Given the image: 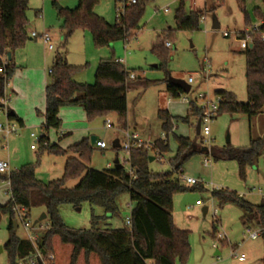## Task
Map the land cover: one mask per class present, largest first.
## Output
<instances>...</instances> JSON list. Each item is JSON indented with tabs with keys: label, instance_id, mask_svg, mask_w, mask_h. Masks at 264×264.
I'll list each match as a JSON object with an SVG mask.
<instances>
[{
	"label": "rangeland",
	"instance_id": "374dc122",
	"mask_svg": "<svg viewBox=\"0 0 264 264\" xmlns=\"http://www.w3.org/2000/svg\"><path fill=\"white\" fill-rule=\"evenodd\" d=\"M130 0H100L93 12L106 23L114 24L117 11H121L124 3ZM25 13L27 19V40L25 45L16 50L12 57L15 72L8 81V86L17 87L22 97L16 101L8 99L7 105L31 106L38 102L44 103V84L49 82L52 57L56 53L63 54L68 65L85 67L81 72L87 73L84 84H92L94 73L101 60L120 59L122 65L136 77L157 81L159 84L145 90L134 87L126 94V127L128 133H135L140 140L153 143L165 136L161 129L162 121L157 117L158 110H165L172 117H185L189 110V101L196 100V106H202L198 94H206L208 100L214 98L216 91L231 93L238 103L246 102L245 60L238 51L243 50L237 39L238 34H250L252 27H257L260 21L254 10H262L260 0H244L243 9L249 26H245L244 14L237 0H154L144 7V13L139 21L140 30L130 34L126 41L117 40L109 47L96 48L90 37V45L85 46L80 36L82 31H75L68 38L61 29L63 15L60 10H72L77 0H28ZM45 3L46 9L37 15ZM185 12L194 11L204 18L198 31H177L174 14L177 8ZM166 10V12H165ZM216 20L218 29L212 28ZM48 32L52 39L54 50H45L44 44L38 39H32L31 34ZM227 33L228 37H224ZM256 34V33H255ZM254 34V35H255ZM168 43L169 47H165ZM162 45L164 51H153ZM88 48V49H87ZM45 58V60H44ZM21 68V73L17 72ZM94 68V69H93ZM171 78L187 81L192 76L188 94H180L171 99L166 93L163 80L165 74ZM46 86V85H45ZM186 99L187 101H184ZM33 123L24 124L20 128L15 121L16 132L4 138L0 135V160L7 161L11 172L22 166L30 165L34 169L35 179L48 184L60 180L66 160L76 158L67 151L63 155L50 154L43 150L38 140L41 136L48 139L50 145L57 144L62 149L72 146L83 138L97 137L106 145V150L100 151L92 146L88 162L89 169L105 171L113 168L115 159L124 157L120 150H113L111 144L122 138V131L117 126V116L109 114L87 122L81 109L63 108L60 110L61 126L59 130L45 132L39 116L33 114ZM7 121L5 114L0 113V124ZM106 121L112 125L107 129ZM196 121L190 124L176 123L174 130L167 134L169 153L162 161L148 164L154 174L170 173L171 180L177 181L186 188L183 193L173 197L172 220L174 227L188 233L189 253L185 264H263L264 238L261 233L256 240L248 239L249 233L259 232L257 224L244 214L236 205L226 203L219 206L213 198V192L227 191L235 193L252 205H259L264 200V160H259L245 169V178L239 176L237 163L233 160L208 157L210 163L202 164L207 156L194 155L185 162L181 173L172 172L168 160L176 150L175 137L188 138L200 148V137L195 135ZM209 135L200 134L203 138L201 148L221 150L226 146L232 149L246 147L249 140L264 136V107L261 112L250 120L244 115L222 113L209 124ZM35 134L36 138H32ZM65 135V136H63ZM33 147V149H31ZM216 159V160H215ZM127 170L126 166H123ZM183 178H191L198 182L201 190H192L194 186L186 185ZM79 182L72 178L65 182L66 189H73ZM6 183L0 181V206L5 205L10 196L4 190ZM117 217H104L97 207L83 203L79 209L71 205H61L58 213L62 223L75 231L120 229L130 217V204L127 193L120 194L116 199ZM206 212L203 213V210ZM41 212L32 209L29 220L34 222ZM248 215V214H247ZM0 264H9L3 247L8 240L9 221L0 215ZM215 227L213 233L212 228ZM16 237L26 238V233L18 224ZM222 236V240L216 238ZM233 250L238 255L246 257L244 263H238L233 257ZM217 253V254H216ZM47 261V257H43ZM175 264H181L176 261Z\"/></svg>",
	"mask_w": 264,
	"mask_h": 264
},
{
	"label": "trees",
	"instance_id": "16d2710c",
	"mask_svg": "<svg viewBox=\"0 0 264 264\" xmlns=\"http://www.w3.org/2000/svg\"><path fill=\"white\" fill-rule=\"evenodd\" d=\"M57 0H52L53 4ZM100 0H77L72 10H60L63 15L61 29L68 38L75 31L88 33L96 48L109 47L114 41H126L130 34L140 29L139 21L144 7L154 0H136L134 5H123L122 15L114 24L106 23L93 10ZM262 10L255 9V16L260 21L256 34H250V43L238 51L245 60L246 102L238 103L233 94L216 91L215 96L221 99L216 117L222 113L244 115L250 120L261 112L264 107V0H260ZM244 14L245 26H249L243 9L244 0H237ZM183 0H180V5ZM28 0H0V55L9 53L3 74H0V109L1 100L5 96V87L15 72L12 57L16 50L22 48L27 38L26 11ZM201 15L198 12H185L181 6L176 9L174 23L177 31H198ZM238 40L245 39L240 33ZM162 45L153 51H164ZM85 67H74L66 63L63 54L56 53L53 57L49 82L44 88L45 108L36 115L43 119L41 128L59 130L61 120L59 111L63 108L81 109L87 122L109 114L117 116L120 131L126 127V94L130 88L139 87L143 90L159 84L136 77L130 79L129 71L116 60H101L94 73L92 84H79L73 77L81 73ZM169 74H165L166 93L171 99L179 97L181 91L167 83ZM189 110L185 117H171L167 111L158 110L157 117L162 121L161 129L166 133L164 139L153 143V149L162 157L169 153L167 134L173 131L174 123L190 124L200 119L202 111L194 101H189ZM6 118L15 121L19 126L22 122L6 107ZM197 148L194 141L188 138L175 137L176 151L168 160L172 172L180 173L181 168L194 155L210 156L213 159L233 160L237 163L239 176L245 178V169L253 166L264 153V136L249 140L246 147L232 149L226 146L221 150H202L200 133ZM42 149L50 154L63 155L67 151L76 158L66 160L63 176L60 180L42 184L35 179L34 169L30 165L22 166L9 175H0V181L8 183L9 201L0 206V215L9 221L8 240L3 247L9 264H17L33 254L34 249L26 238L16 237L13 226L14 207L24 208L28 214L32 209L46 214L48 228L39 233L36 247L41 255L47 257L46 264H175L186 263L189 253L188 233L174 227L172 220L173 197L183 193L186 188L177 181H172L171 174H154L148 168L150 154L143 150L130 153L129 167L133 172L130 176L121 169L109 168L96 171L85 166L92 149L90 140L84 138L80 142L62 149L57 144L50 145L45 136L38 140ZM114 151L117 149H113ZM215 159V160H216ZM155 161V160H154ZM78 178L79 182L73 189H66L65 182ZM199 185L192 190H201ZM127 193L129 198L130 224L124 222L120 229L75 231L67 228L58 213L61 205H71L79 209L83 203L100 209L104 217H117L116 199L120 194ZM213 198L219 206L226 203L236 205L248 219L255 221L264 238V200L259 205H252L235 193L227 191L213 192ZM248 214V215H247ZM40 223V224H41ZM18 227V226H17ZM213 233L215 227L212 228ZM50 256V259H48ZM264 264V262H263Z\"/></svg>",
	"mask_w": 264,
	"mask_h": 264
},
{
	"label": "built area",
	"instance_id": "2783aa9c",
	"mask_svg": "<svg viewBox=\"0 0 264 264\" xmlns=\"http://www.w3.org/2000/svg\"><path fill=\"white\" fill-rule=\"evenodd\" d=\"M135 3H136V0H130V1H126L125 5L129 6V5H134ZM120 15H122V10L117 11L116 19H118ZM203 20L204 18H201V22H203ZM259 26L252 27L253 29L250 32V34H255L258 31ZM250 34L246 31L245 39L238 41L241 47H243V50L247 47L248 43H250V38H249ZM223 36L228 37V34L223 33ZM31 38L40 40L44 44V46L47 48V50L50 51L53 49V45L51 43L52 39H51V36L48 34V32L43 31L41 34L32 33ZM261 40L264 41V37H261ZM165 47H169V44L166 43ZM117 62L122 64L121 61H117ZM6 66H7V57L0 55V74L4 73ZM50 72L51 70H48V74H50ZM134 77L135 76L133 74H130V79H134ZM186 83L188 85L193 83L192 76L188 77ZM197 98L200 101L204 102L202 106L198 107L202 111L201 117L199 119L200 120V134L208 136L210 132L209 124L215 119L221 99L217 96H214L212 100L211 99L208 100L206 94H198ZM7 101L8 99L6 97L3 100H1V104L3 108L0 109V113L3 112L5 114V117H6L5 111L7 107V104H6ZM184 101H187V100L184 99ZM194 102L196 104V100H194ZM8 121L9 120L7 119L5 123L0 124V135L4 138H8L9 136H11L12 134L16 132L15 126L10 124ZM106 127L107 129L112 127L109 121H106ZM31 137L36 138L35 134H31ZM162 138L164 139L165 136H162ZM201 139L203 142V138ZM117 141L119 145L118 150H120L124 154V157L120 159L118 158V162L122 167L123 166L127 167L126 171L130 176H133V172L129 167L130 153L132 151L143 149L147 151L150 154V156L154 158L155 161L163 160L160 153L153 149L154 148L153 143L144 142L140 140L139 137L135 133H128L127 131H122V138ZM94 146L100 151L106 150V145L102 140H96ZM31 149H33V147H31ZM208 157L210 156L207 155V157H205L202 162V164L205 166H207L210 163V161L207 159ZM261 158L264 160V153L262 154ZM10 172L11 171L9 169V164L5 161L0 160V175L8 176ZM183 181L186 185H189V186H194L197 184V181L191 178H183ZM13 212L15 215V221L17 223V226L18 224H20L23 231L26 233V240L32 245L34 249L33 254H31L29 257L25 258L24 260H19L17 264H46L47 262L43 260V256L41 255V253L38 251L36 247V242H37L39 233L46 230L48 228V225L46 223H41V224L39 223L33 226V222L29 220V214L24 208L14 207ZM125 223L126 225H129L130 219L127 218ZM261 232L262 231L260 230L259 232H256V233H249L248 239L250 240L257 239ZM216 240L217 241L222 240V236H218ZM233 257L236 259L238 263H244L246 261V257L243 254L238 255L237 253H235V250H233ZM48 259H50V256H48Z\"/></svg>",
	"mask_w": 264,
	"mask_h": 264
},
{
	"label": "crops",
	"instance_id": "0c3cea01",
	"mask_svg": "<svg viewBox=\"0 0 264 264\" xmlns=\"http://www.w3.org/2000/svg\"><path fill=\"white\" fill-rule=\"evenodd\" d=\"M28 5H29V2H28ZM45 9H46V5H45V3H43L42 4V8H41V10H36L35 12H37V15L38 16H40V12L42 11V10H44V13H45ZM140 30V29H139ZM80 38L82 39V41H83V43L85 44V46H87L88 47V44L90 45V37H86V35H85V33H82V35L80 36ZM30 40V39H29ZM46 48V47H45ZM88 49V48H87ZM45 50H47V48L45 49ZM54 50V48L52 49V50H50V51H53ZM49 51V50H48ZM242 51V50H241ZM53 57H54V55H53ZM53 57H52V60H53ZM44 60H45V58H44ZM118 61H121L120 59H117ZM52 63V62H51ZM94 69V68H93ZM21 68L19 69V70H17V72H19V74L21 73ZM87 73H88V71L86 72V73H84L83 75H81L82 73H78V74H76L74 77H73V80L76 82V83H79V84H84V83H82L81 82V79L83 80H85L86 78H88L87 77ZM49 75V74H48ZM87 80V79H86ZM45 85H46V83L44 84V88H45ZM5 95L7 96V97H9V99H10V97H11V101H16V100H18V99H20L21 97H22V94H20V92L17 90V87H10V86H8V84H7V86H6V89H5ZM43 99H44V90H43ZM12 102H10V104H9V106L7 105V107L14 113V115L22 122V126H19V124H17L20 128H23L24 127V124H27V123H33V119H32V116H33V114H36V112H40V113H42L43 111H44V108H45V102L44 103H42V101L41 102H39V104H38V102L37 103H35V104H32L31 106H23V107H21V106H16V104L14 105V104H11ZM59 119H60V111H59ZM172 117V116H171ZM175 118H182V117H175ZM40 119H41V121L43 122V119L40 117ZM61 120V119H60ZM174 124H176V123H174ZM173 130H174V128H173ZM194 131H195V128H194ZM196 135V134H195ZM63 136H65V135H63ZM84 139V138H83ZM161 139H163V138H161ZM97 140H99V139H97ZM159 140V139H158ZM157 141V140H156ZM168 141V140H167ZM154 143V142H153ZM249 144V143H248ZM202 150H204V148H202ZM207 150V149H206ZM176 151V150H175ZM5 162H7V161H5ZM8 163V162H7ZM196 185H199L198 184V182H197V184ZM196 185H194V186H196ZM8 184L6 183V188L4 189V190H6V192L8 193ZM9 194V193H8ZM242 198V197H241ZM247 202V201H246ZM249 203V202H248ZM206 210V209H205ZM42 213V212H41ZM1 218V217H0ZM256 240V239H255ZM148 264H150V263H148Z\"/></svg>",
	"mask_w": 264,
	"mask_h": 264
},
{
	"label": "water",
	"instance_id": "95a60500",
	"mask_svg": "<svg viewBox=\"0 0 264 264\" xmlns=\"http://www.w3.org/2000/svg\"><path fill=\"white\" fill-rule=\"evenodd\" d=\"M212 28L214 30L218 29V24H217L216 20L213 21ZM7 58H8V61L11 60V55L9 53L7 54ZM167 83L169 85L174 86L175 88L179 89L183 94H188L189 91H190V86L186 82H184L182 80H177V79H173V78L170 77V78H168ZM199 133H200V120L198 119L197 122H196V125H195V134H196V136H198ZM89 140H90V145L94 146V144H95V142L97 140V137H90ZM111 148L112 149H118L119 148L117 140H115L111 144ZM204 150H206V149H204ZM153 161H154V158L152 156H150L149 157V163H151ZM113 165H114L113 166L114 169H121L122 168V166L118 162V159H115V161L113 162ZM205 212H206V210L204 209L203 213H205ZM46 218H47L46 214L44 212H42L39 215V217L33 222V226L45 221ZM13 226H14V230H16L17 229L16 221H13ZM1 251H2V249H0V253H1Z\"/></svg>",
	"mask_w": 264,
	"mask_h": 264
}]
</instances>
